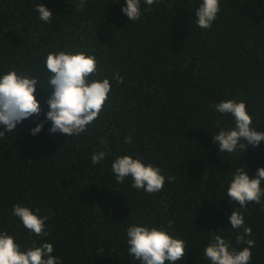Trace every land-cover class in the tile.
Instances as JSON below:
<instances>
[{
  "label": "trees",
  "instance_id": "1",
  "mask_svg": "<svg viewBox=\"0 0 264 264\" xmlns=\"http://www.w3.org/2000/svg\"><path fill=\"white\" fill-rule=\"evenodd\" d=\"M201 2L141 0V19L132 22L121 11L125 0H86L83 11L79 0H0V75L36 77L42 109L0 138V232L22 250L46 241L62 264H140L128 253L126 230L147 225L186 242L187 256L176 264H210L203 250L213 231L237 249L247 246L236 243L228 220L239 209L252 229L246 239L255 241L249 264H264L262 205L245 211L227 197L236 168L246 165L254 178L264 167V141L246 153H219L212 143L221 128L234 127L214 107L230 99L245 102L253 127L264 132V0H220L210 29L196 24ZM37 3L52 12L51 24L39 19ZM59 51L94 55L96 78L110 81L109 100L84 133L52 134L48 121L32 135L48 110L44 61ZM97 151L108 155L93 165ZM122 155L159 167L163 189L149 194L131 178L117 183L111 164ZM16 204L40 209L48 235L25 229Z\"/></svg>",
  "mask_w": 264,
  "mask_h": 264
},
{
  "label": "clouds",
  "instance_id": "2",
  "mask_svg": "<svg viewBox=\"0 0 264 264\" xmlns=\"http://www.w3.org/2000/svg\"><path fill=\"white\" fill-rule=\"evenodd\" d=\"M157 0H144L148 6ZM86 0H79L77 8L83 11ZM35 10L39 19L51 24L52 12L43 4L37 3ZM147 10H151L146 9ZM123 14L132 21L141 19V0H125L121 8ZM220 11V0H202L195 11L196 24L201 29H210ZM45 67L48 76L50 95L46 99L48 110L45 120L32 128L31 134H38L44 123L50 121L49 132L68 136H77L84 133L88 126L97 120L109 100L111 84L107 77L97 79L100 74L98 61L94 55L83 51L49 52L45 58ZM117 83L122 84L124 79L118 73L113 76ZM39 80L31 75L10 70L0 75V138L7 132L16 130L17 125L24 120L41 114L40 101L36 98ZM222 115H231L234 127L221 128L212 135V143L218 146L219 153H234L237 149L245 153L249 146L258 147L264 141V132L253 127V118L248 113L246 103L230 99L214 105ZM131 136L126 137L125 143H131ZM101 144H107L106 139ZM106 151H97L91 155L93 165L99 164L107 157ZM246 165L235 169L233 178L229 181L227 197L239 204L240 209L247 211L250 203L261 204L264 210V167L256 170L254 178H250ZM117 183H124L131 178L132 187L147 193H156L163 189L165 176L161 169L151 163H144L140 157L130 155L118 156L111 164ZM175 178L168 176L169 182ZM13 215L18 217L22 225L35 236H46L47 216H40V209L33 212L27 206L16 204L13 206ZM231 228L237 232V244L247 245L242 249L233 247L230 241L213 231L211 241L205 246L203 256L210 264H249L252 259L251 248L255 241L246 239L252 235L251 227L245 224L244 216L239 209L231 211L228 216ZM168 227H171L169 223ZM128 253L140 264H176L183 261L186 255L187 244L163 227L157 228L147 225H131L126 230ZM53 244L44 242L37 245L33 241L31 246L24 250L15 242L12 235L6 231L0 232V264H62L60 258L53 255ZM188 254V253H187Z\"/></svg>",
  "mask_w": 264,
  "mask_h": 264
}]
</instances>
